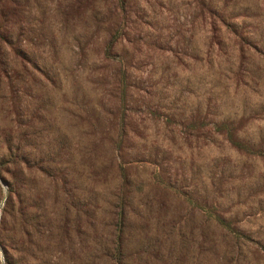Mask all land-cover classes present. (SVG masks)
<instances>
[{
	"label": "rangeland",
	"instance_id": "rangeland-1",
	"mask_svg": "<svg viewBox=\"0 0 264 264\" xmlns=\"http://www.w3.org/2000/svg\"><path fill=\"white\" fill-rule=\"evenodd\" d=\"M18 1L0 224L13 184L46 238L5 233L17 264H115L121 205L126 264H264V158L226 131L264 148V0Z\"/></svg>",
	"mask_w": 264,
	"mask_h": 264
},
{
	"label": "trees",
	"instance_id": "trees-1",
	"mask_svg": "<svg viewBox=\"0 0 264 264\" xmlns=\"http://www.w3.org/2000/svg\"><path fill=\"white\" fill-rule=\"evenodd\" d=\"M19 20V1L0 0V85L2 78L10 79L13 60L18 55V39L16 37L15 27ZM114 43L113 41L109 46L110 50L113 48ZM226 131H229L228 138L234 148L255 158H264V148H254L245 142L238 141L231 133L230 128H227ZM6 145L8 155L5 159H0V170H6L9 164H14L18 166L21 172H25L24 166L29 165V160L24 152L25 150L21 148L20 144L15 145L8 142ZM8 191L9 195L6 200V206L0 224V243L4 250L6 264H17L19 263L18 260L15 261V255L10 251V249L15 250L16 246L13 244L14 239L11 241L9 237L5 236V233L13 232L14 230L15 240H18L17 245L21 246L23 249L27 247L26 250H28L34 246V241L41 243L43 238H46V231L39 230V227L43 228L42 225L39 224V220L42 221L45 216L43 214L42 199L36 201L33 199L30 200L28 194L20 196L13 184H9ZM16 203H18L19 207L18 215L15 217L13 209L16 207ZM37 207H39V209ZM126 218L125 207L121 205L118 213L119 231L114 254L115 264H126L123 249V227L125 226ZM224 223L225 222L222 221V224ZM32 229L39 235L37 240L33 237L34 232Z\"/></svg>",
	"mask_w": 264,
	"mask_h": 264
},
{
	"label": "water",
	"instance_id": "water-1",
	"mask_svg": "<svg viewBox=\"0 0 264 264\" xmlns=\"http://www.w3.org/2000/svg\"><path fill=\"white\" fill-rule=\"evenodd\" d=\"M0 180L3 181L1 178H0ZM5 201H6V199H5Z\"/></svg>",
	"mask_w": 264,
	"mask_h": 264
}]
</instances>
